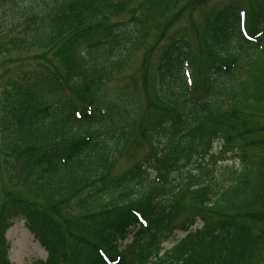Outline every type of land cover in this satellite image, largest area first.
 <instances>
[{"label":"trees","instance_id":"trees-1","mask_svg":"<svg viewBox=\"0 0 264 264\" xmlns=\"http://www.w3.org/2000/svg\"><path fill=\"white\" fill-rule=\"evenodd\" d=\"M216 1L0 0V56L29 53L2 88L0 264L18 217L48 253L30 264H106L100 251L115 264H264V0L201 10L194 38L159 45ZM139 52L138 81L122 76ZM115 76L123 86L107 89ZM215 141L239 169L216 166Z\"/></svg>","mask_w":264,"mask_h":264},{"label":"rangeland","instance_id":"rangeland-1","mask_svg":"<svg viewBox=\"0 0 264 264\" xmlns=\"http://www.w3.org/2000/svg\"><path fill=\"white\" fill-rule=\"evenodd\" d=\"M15 56H13V59ZM4 57L0 56V72L7 65L2 63ZM11 58L7 57L6 60ZM221 165V162H218ZM181 235V233H179ZM6 238L10 244L9 257L12 264H28L31 260L42 259L44 251L34 242L31 234L23 223L14 224L7 232Z\"/></svg>","mask_w":264,"mask_h":264}]
</instances>
